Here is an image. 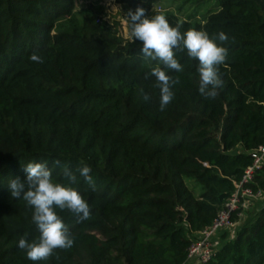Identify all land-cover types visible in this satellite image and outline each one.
Wrapping results in <instances>:
<instances>
[{"label": "trees", "instance_id": "obj_1", "mask_svg": "<svg viewBox=\"0 0 264 264\" xmlns=\"http://www.w3.org/2000/svg\"><path fill=\"white\" fill-rule=\"evenodd\" d=\"M115 1L148 10L155 0ZM73 2L0 0V264H189L188 248L264 147V0H196L185 19L165 15L182 34L223 32L228 40L216 43L228 55L222 87L206 99L198 61L178 53L183 71L168 74L180 83L163 111L149 75L158 65L142 56L140 42L124 41L93 14L77 20ZM28 163L45 164L91 210L81 220L57 209L74 244L35 262L18 247L21 238L39 239L33 208L8 190L10 180H26ZM65 166L77 183L64 178ZM83 166L95 191L77 172ZM244 187L263 195L231 213L237 225L239 214L246 219L233 237L218 233L203 264H264V203L253 208L264 199V166Z\"/></svg>", "mask_w": 264, "mask_h": 264}, {"label": "clouds", "instance_id": "obj_2", "mask_svg": "<svg viewBox=\"0 0 264 264\" xmlns=\"http://www.w3.org/2000/svg\"><path fill=\"white\" fill-rule=\"evenodd\" d=\"M124 17L130 28V38L142 45L140 49L142 56L158 65L149 75L155 77L156 86L160 90L161 111L165 110L174 98L173 86L180 83L178 77L174 78L168 73L183 71L176 56L178 53H185V50L189 60L198 61L196 70L199 94L206 99L216 97L218 89L222 87L219 68L225 63L228 55L227 49L216 43L217 40L221 44L228 40L223 32L218 33L215 38H210L206 32L197 30H188L182 34L177 27L170 26L164 15H154L149 19L146 17V10L139 6L134 11L129 9ZM30 60L36 63L43 62L36 54H32ZM149 99L150 96L145 94L144 100ZM54 165L60 166V161H54ZM23 171L26 180L24 182L19 178L10 180L8 190L13 199L22 198L33 208L32 221L40 236L37 242L32 243L21 238L18 247L25 250L27 258L33 262L47 260L55 250L69 249L74 244L56 210H67L85 220L90 216V206L76 189L54 182L52 172L45 164L28 163ZM77 172L95 191L96 186L90 175V167H80ZM63 176L70 185L77 183L76 174L66 166L63 168Z\"/></svg>", "mask_w": 264, "mask_h": 264}, {"label": "rangeland", "instance_id": "obj_3", "mask_svg": "<svg viewBox=\"0 0 264 264\" xmlns=\"http://www.w3.org/2000/svg\"><path fill=\"white\" fill-rule=\"evenodd\" d=\"M196 0H155L150 9L146 10V17L151 19L154 15H167L172 13L177 15L180 19H185L188 15L193 14L196 9ZM73 12L76 14V19H80L85 14H93L96 16L100 23L104 24L107 28L111 29L124 41H132L129 36L130 28L128 23L125 21V15L131 10L128 5L121 4L115 0H74ZM213 5V1L207 3L205 7L199 8L196 12V18L202 17L206 10ZM263 204L264 199L254 202L253 208L257 207L258 204ZM238 227L246 219V215L243 213L240 217ZM230 232V236L233 237L236 233V226L227 230ZM221 234V233H220ZM214 238V243L219 244V235Z\"/></svg>", "mask_w": 264, "mask_h": 264}, {"label": "built area", "instance_id": "obj_4", "mask_svg": "<svg viewBox=\"0 0 264 264\" xmlns=\"http://www.w3.org/2000/svg\"><path fill=\"white\" fill-rule=\"evenodd\" d=\"M261 166H264V147L254 152L252 166L245 170L242 181L236 186L237 190L226 204L225 210L219 213L213 224L202 231L200 237L188 248L187 261L189 264H203L210 260L217 247L213 242L216 235L222 230L237 226V223L230 220L231 213L237 211L239 207L247 209L253 201L262 197L263 192H252L249 188L244 187L245 183L251 181L254 171ZM241 216L242 214H239V218Z\"/></svg>", "mask_w": 264, "mask_h": 264}]
</instances>
